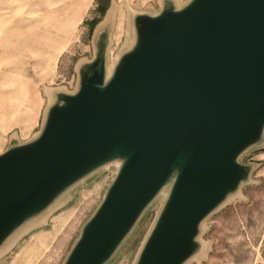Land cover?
<instances>
[{
    "label": "water",
    "instance_id": "water-1",
    "mask_svg": "<svg viewBox=\"0 0 264 264\" xmlns=\"http://www.w3.org/2000/svg\"><path fill=\"white\" fill-rule=\"evenodd\" d=\"M132 33L110 72L106 36L39 134L0 154V248L115 162L63 264H107L163 191L135 264H186L202 222L248 179L238 158L264 133V0H167L133 12Z\"/></svg>",
    "mask_w": 264,
    "mask_h": 264
},
{
    "label": "rangeland",
    "instance_id": "rangeland-1",
    "mask_svg": "<svg viewBox=\"0 0 264 264\" xmlns=\"http://www.w3.org/2000/svg\"><path fill=\"white\" fill-rule=\"evenodd\" d=\"M187 1L174 3L181 8ZM97 5L96 0H0V154L39 134L49 105L59 100L55 93L76 92L80 70L106 36L109 72L130 48L128 32L114 34L111 41V31L97 37L99 27L91 30V21L99 18ZM150 11L159 12L157 7ZM238 162L250 169L248 179L202 222L197 251L186 264H264V133ZM119 165L96 171L21 228L0 248V264H16L34 243L40 247L31 264H63ZM166 193L149 205L107 264L136 263ZM25 259L30 264L29 253Z\"/></svg>",
    "mask_w": 264,
    "mask_h": 264
},
{
    "label": "crops",
    "instance_id": "crops-1",
    "mask_svg": "<svg viewBox=\"0 0 264 264\" xmlns=\"http://www.w3.org/2000/svg\"><path fill=\"white\" fill-rule=\"evenodd\" d=\"M134 1V4H133ZM167 0H124L121 3H115L111 1V8L106 12V14L100 18L96 25L93 26V29L99 27V30L102 31H111V41L113 40L114 34L123 35L129 33L132 38V14L133 12L137 13H148L152 14L150 9L157 7L159 12L162 8L163 3ZM175 1V0H173ZM129 6L130 9L127 7ZM136 6V7H132ZM143 6V9H141ZM111 11V15L108 17V12ZM156 14V13H155ZM109 41V40H108ZM33 94V93H32ZM40 246L36 243L32 244L24 253L21 255L16 264H26V256L29 253L31 256L30 264L33 260L36 250ZM28 252V253H27Z\"/></svg>",
    "mask_w": 264,
    "mask_h": 264
},
{
    "label": "trees",
    "instance_id": "trees-1",
    "mask_svg": "<svg viewBox=\"0 0 264 264\" xmlns=\"http://www.w3.org/2000/svg\"><path fill=\"white\" fill-rule=\"evenodd\" d=\"M97 1V7H96V12L99 14V18L94 19L91 21L90 26L92 30V26L96 25L97 22L102 18L105 14L106 11L109 8V0H96Z\"/></svg>",
    "mask_w": 264,
    "mask_h": 264
},
{
    "label": "built area",
    "instance_id": "built-area-1",
    "mask_svg": "<svg viewBox=\"0 0 264 264\" xmlns=\"http://www.w3.org/2000/svg\"><path fill=\"white\" fill-rule=\"evenodd\" d=\"M112 2H115V3H121L123 2L124 0H111Z\"/></svg>",
    "mask_w": 264,
    "mask_h": 264
},
{
    "label": "bare ground",
    "instance_id": "bare-ground-1",
    "mask_svg": "<svg viewBox=\"0 0 264 264\" xmlns=\"http://www.w3.org/2000/svg\"><path fill=\"white\" fill-rule=\"evenodd\" d=\"M109 15H111V11L110 12H108V17H109ZM53 207H56V205H54ZM197 243V242H196Z\"/></svg>",
    "mask_w": 264,
    "mask_h": 264
}]
</instances>
